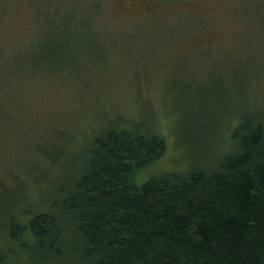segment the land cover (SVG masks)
Segmentation results:
<instances>
[{
	"label": "rangeland",
	"instance_id": "obj_1",
	"mask_svg": "<svg viewBox=\"0 0 264 264\" xmlns=\"http://www.w3.org/2000/svg\"><path fill=\"white\" fill-rule=\"evenodd\" d=\"M245 118L264 124V0H0L1 264L41 263L11 219L70 237L60 200L108 128L164 137L140 185L215 170Z\"/></svg>",
	"mask_w": 264,
	"mask_h": 264
},
{
	"label": "trees",
	"instance_id": "obj_2",
	"mask_svg": "<svg viewBox=\"0 0 264 264\" xmlns=\"http://www.w3.org/2000/svg\"><path fill=\"white\" fill-rule=\"evenodd\" d=\"M240 124L238 148L215 170L140 185L136 174L161 155L164 137L110 127L60 200L70 237L56 213L37 211L22 224L11 219L10 239L27 231L19 244L33 241L42 264H264V124Z\"/></svg>",
	"mask_w": 264,
	"mask_h": 264
}]
</instances>
